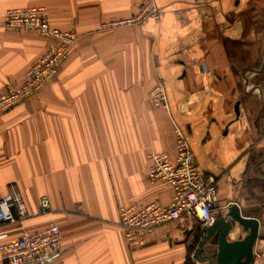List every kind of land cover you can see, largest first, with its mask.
I'll return each mask as SVG.
<instances>
[{"label": "crops", "instance_id": "1", "mask_svg": "<svg viewBox=\"0 0 264 264\" xmlns=\"http://www.w3.org/2000/svg\"><path fill=\"white\" fill-rule=\"evenodd\" d=\"M144 1L0 0V94L54 42L5 27L7 10L44 6L52 28L79 34L45 87L0 113V197L14 185L28 212L0 224V241L55 223L63 251L49 264H191L205 234L194 217L157 227L136 249L118 225L120 207L169 203L172 187L148 179L149 155L173 160L180 127L198 169L215 180L214 220L234 204L257 219L249 264H264V0H155L161 18L99 30ZM156 84L165 107L147 99ZM207 243L202 254L217 258Z\"/></svg>", "mask_w": 264, "mask_h": 264}, {"label": "built area", "instance_id": "2", "mask_svg": "<svg viewBox=\"0 0 264 264\" xmlns=\"http://www.w3.org/2000/svg\"><path fill=\"white\" fill-rule=\"evenodd\" d=\"M163 15L164 10L156 5L155 0H145L135 15L102 21L99 30L113 31L134 27L148 19L157 20ZM2 24L11 29L36 31L40 35L52 37L54 42L25 71L24 81L20 85L10 86L0 94V113L8 111L45 87L57 74L70 48L79 39L76 31L52 28L44 6L9 9L3 16ZM147 97L155 107H165L167 104L162 84L154 85ZM174 135L175 158L170 159L164 151L150 153L147 173L151 183L162 182L172 187L173 195L169 203L163 205L151 201L131 204L120 207L118 211V225L129 249L141 247L148 233L180 217H194L203 228L214 220L217 202L215 180L198 169L195 156L180 127H175ZM50 210L48 197L41 196L39 214H47ZM27 217L21 193L11 184L9 192L0 197V224L21 222ZM5 236L0 234V238ZM62 251L63 241L55 223L36 232L23 230L12 240L0 241L3 264H49ZM189 259L191 264H197L196 250L190 253Z\"/></svg>", "mask_w": 264, "mask_h": 264}, {"label": "water", "instance_id": "3", "mask_svg": "<svg viewBox=\"0 0 264 264\" xmlns=\"http://www.w3.org/2000/svg\"><path fill=\"white\" fill-rule=\"evenodd\" d=\"M239 229L248 233L242 239L229 242V234ZM258 237V220L242 216L237 205H230L224 210L223 218L215 219L205 227V234L196 249L197 261H207L206 264H249L253 260V245ZM206 243L216 246L217 258L202 254Z\"/></svg>", "mask_w": 264, "mask_h": 264}, {"label": "rangeland", "instance_id": "4", "mask_svg": "<svg viewBox=\"0 0 264 264\" xmlns=\"http://www.w3.org/2000/svg\"><path fill=\"white\" fill-rule=\"evenodd\" d=\"M148 99V98H147Z\"/></svg>", "mask_w": 264, "mask_h": 264}]
</instances>
